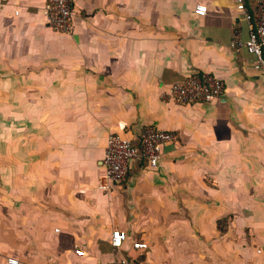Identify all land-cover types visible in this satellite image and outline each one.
Masks as SVG:
<instances>
[{
    "label": "crops",
    "instance_id": "crops-1",
    "mask_svg": "<svg viewBox=\"0 0 264 264\" xmlns=\"http://www.w3.org/2000/svg\"><path fill=\"white\" fill-rule=\"evenodd\" d=\"M43 5L0 0V264H264V77L231 47L236 0H75L72 35ZM197 72L224 95L163 98ZM147 124L177 141L104 191L108 135Z\"/></svg>",
    "mask_w": 264,
    "mask_h": 264
},
{
    "label": "built area",
    "instance_id": "built-area-1",
    "mask_svg": "<svg viewBox=\"0 0 264 264\" xmlns=\"http://www.w3.org/2000/svg\"><path fill=\"white\" fill-rule=\"evenodd\" d=\"M250 7L247 0H236V11L247 24L248 35L243 38L238 30L231 40V47L246 49L255 56L254 68L264 77V0H252ZM196 11L207 12V6L198 4ZM43 12L47 24L54 30L74 34L75 32V0H44ZM18 13V11H16ZM225 82L210 73H194L183 80L174 82L163 91V98L178 103L211 102L221 98L225 92ZM177 141V135L172 130L162 129L154 124H147L134 138L123 133L111 132L106 140L105 154L102 158L103 176L100 187L112 191L122 184L128 176L131 167L136 163L146 162L152 168L158 166L164 153V147ZM129 238L127 231L114 229L111 244L120 247ZM133 247L147 250L149 243L142 240L133 241ZM76 254L83 256L85 251L76 249ZM8 261L18 264L19 260L9 257ZM117 264H145L136 259L123 258Z\"/></svg>",
    "mask_w": 264,
    "mask_h": 264
},
{
    "label": "rangeland",
    "instance_id": "rangeland-1",
    "mask_svg": "<svg viewBox=\"0 0 264 264\" xmlns=\"http://www.w3.org/2000/svg\"><path fill=\"white\" fill-rule=\"evenodd\" d=\"M224 222H226V220H223V222H222V223H224ZM221 227H222V225H221Z\"/></svg>",
    "mask_w": 264,
    "mask_h": 264
}]
</instances>
